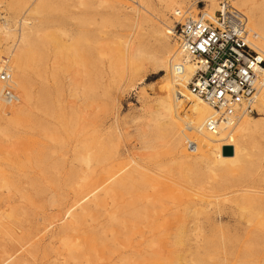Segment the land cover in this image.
Listing matches in <instances>:
<instances>
[{
	"label": "rangeland",
	"instance_id": "374dc122",
	"mask_svg": "<svg viewBox=\"0 0 264 264\" xmlns=\"http://www.w3.org/2000/svg\"><path fill=\"white\" fill-rule=\"evenodd\" d=\"M81 1L84 4H80L76 0H32L30 3H34V6L30 5L32 7L31 11H27L30 3L24 6V4H14L13 0H2L1 10L4 11L7 27L13 38L0 39L1 54L7 55L9 48L17 40L21 30L32 40L33 27L38 17L41 14L51 13L60 16L71 15L70 18L73 19L71 22L79 18L81 22L79 25H82L84 30L94 27L100 28L109 35L110 41L114 43H117V37H120L121 40L135 45L137 52L134 60L140 66L144 64L145 68L139 70L137 74L124 83L126 70H119L117 81L119 85H122V88L119 94L120 97H118L115 116L107 119V131L112 134L113 138L118 128L122 129L124 135L120 137V143L117 141V144L118 149L120 148L121 150H119L122 152L124 147V154L128 152V156H125L128 157L130 169H139L138 164L144 167H154V170L157 169L154 178L159 182L157 186H154L156 190L153 187L147 188L150 189L151 195H149L148 200H145L146 203H151L152 209L149 212V219L150 222L152 220L154 222H152V228H150L151 226H145L146 223L142 217H133L127 212L130 210V206L126 202L133 200L130 199V196L139 194L140 197L144 194V191L138 192L133 189L129 193H119L117 220L111 221L107 220L104 215H98L99 217L96 215L97 218L93 222H86L87 228L89 231L94 232L95 237H102L99 234L101 229H104L108 239H105V243L98 239L96 246L92 248L93 250L77 251L74 261L79 264L81 260L80 264H88L87 258L90 257L91 264L95 262L99 264L103 262V260L100 261V258L105 259L107 262L114 252L116 254L123 249L125 252H120V257L115 258L113 262L114 264H126L132 258L130 257L131 253H128L129 244H141V246L138 245L136 250L135 248L134 250L131 249L133 253H136L139 248L148 250L147 246L151 251L152 248L155 249L157 246L155 242V239H157L158 242L164 245V251H168V254H164L166 258L164 260L152 259L150 262L152 264H169L172 262L173 256L177 254L180 257L177 264H264V110L258 107V97H256V103L254 104L256 111L254 114L247 115L249 118H258V120L255 127L237 140L238 146L242 149L237 163L232 167H218L215 169L214 174L209 175L206 170V151L197 147L196 144L194 149L187 147L188 141H194L189 134L186 122L172 125L169 117H166L162 112L160 103L164 101L163 104L166 105L167 95L159 87H162L167 72L154 68L158 62L144 60L147 55H159L160 49L163 51H177L172 29L175 25L174 19L176 21H180V19H176L173 12L166 7L165 0ZM181 1L184 6L183 10L192 14L194 18L204 6V11L207 13V9L211 4L210 0ZM215 2L217 5L219 4L218 0ZM234 2L235 0H231L232 5L247 17L249 27L257 32L262 39L261 47L263 49H261L264 54V2L255 0L256 4H254L253 0L254 9L249 8V2L241 5L242 8ZM89 43L92 45L91 41ZM30 60H32V57L28 58L27 64H23L24 72H17L19 80L23 84V89L19 94V102L10 105L11 111L17 117H20L19 112H21L26 102L27 93L34 78L32 75L35 67L34 58L32 61ZM31 109L29 116L33 120L35 111ZM116 115L118 119L114 121ZM8 132H10V135L0 136V157L4 159L11 158L10 163L13 167L8 166L2 159L0 165L4 168L3 173L5 174H3V177L13 188L10 186V191L0 189V205L5 203V200L8 201L9 204L6 207L10 205L15 212V221L13 220L15 225L20 227L22 231L30 232L32 239L31 242H29V239L17 241L12 237L4 236L3 231L0 230V264H44L46 261L52 260L53 249L59 246L57 244L49 245L47 240L48 231L53 227L49 221H55L56 224H59L58 222L61 220L59 208L53 206L52 202L54 199L64 198L65 192L63 190H51L48 187L50 182L47 179L44 180L40 173H37L39 171L33 157V151L35 152V143L33 142L35 130L29 126H11ZM25 134L31 136L28 145L29 151L22 154V150L19 149L14 153L13 148L18 143L15 135L23 136ZM225 147L224 151L231 154L232 147L227 146L229 149H225ZM5 149L9 150L8 153L3 151ZM4 153L10 154L11 157L4 155ZM28 154L30 155L28 156ZM27 158L30 159L31 163L27 162ZM31 164L33 165L31 166ZM52 182L56 183L57 179L56 181L52 179ZM7 192L9 193L7 194ZM244 192L257 193L262 198L247 212H240L235 203H238L239 196ZM5 193L6 196H4ZM172 195L175 197H172ZM173 200H178V202H173ZM174 203L176 205L179 203L180 205H177L179 207L175 206ZM192 205H195V209ZM199 205L203 212L193 214L200 207ZM172 211L176 215H173ZM177 215H184L183 217L186 219L184 225L187 230L185 237L178 244L173 239L178 223ZM192 215L195 216L196 220ZM44 218L45 221H43ZM247 218L251 220L246 222ZM100 220L101 224H105L104 226L100 223L96 224ZM162 222H164L163 224L167 223V226L161 229L165 226L163 224L161 226L160 223ZM110 228L112 232L114 231L113 235ZM171 230L175 232H171ZM150 234L156 238H152ZM196 234L201 235L198 241L194 236ZM166 235L169 237H166ZM9 239H11V242ZM19 256L23 257L18 263H15V259ZM122 256L124 261L121 259ZM34 260L40 261L36 263ZM74 261L70 260V264H73ZM98 261L100 262L98 263Z\"/></svg>",
	"mask_w": 264,
	"mask_h": 264
},
{
	"label": "bare ground",
	"instance_id": "6f19581e",
	"mask_svg": "<svg viewBox=\"0 0 264 264\" xmlns=\"http://www.w3.org/2000/svg\"><path fill=\"white\" fill-rule=\"evenodd\" d=\"M76 1L80 4L83 3L81 0ZM210 1L211 4L207 9V13L209 16L213 17L216 7H219V4L217 5L215 2L216 0ZM1 2L2 0H0V39H12L13 35L7 27V19L3 13L4 11L1 10ZM13 2L14 4H24V6H27L32 0H13ZM246 2L250 3V9L255 7V5H253V0H235L234 3L242 8L241 5ZM262 2H264V0H262ZM165 3L166 7L173 12L176 19H181V16L184 14L194 18L192 14L183 10L184 6L181 0H165ZM254 4H256V2ZM30 5L33 7L34 3L28 5L27 11H31L32 7H30ZM70 16H60L52 13L45 15L41 14L33 27L31 35L32 40L21 30L17 40L13 43L11 48H9L7 55L1 54L0 51V62L6 60L8 63L18 94V101L15 103H5L0 100V136L10 135V132L7 133V131L11 126L32 127L35 130V138L33 140L35 143V152L32 151L34 153V162L39 171L37 173H40V176L44 180L47 179V181L50 182L48 187L51 190H63L65 192L64 198H57L52 202L53 206L57 207V209L59 208L61 220L58 222L59 224H56L55 221H49L53 227L50 228V232L48 231L47 240L49 245L57 244L59 246L53 249V254L51 255L52 260L49 259L51 261H46L44 264H70V260L74 261L77 251L80 252L85 249L88 251L94 248L98 239L105 243V239L107 238V234H105L106 231L101 229L99 235H102V237H95L93 234L94 232L89 231L87 228L86 222H93L100 215L106 216L107 220H117L119 208L117 200L119 193H129L130 190L133 189L138 192L144 191V194L140 197L139 194L137 196H130V199L133 200H130L131 203L130 201L126 202L130 206V210L127 212L133 217H142L146 223L145 226H151L150 228H152L154 222L153 220L150 222L149 219V212L152 209L151 203H146L145 200H148L149 195H151L149 192L150 189L147 188H154L159 182L154 178V175L157 174V169L154 170V167H144L138 164L140 170L130 169L131 166L129 165L127 157L128 152L124 154L125 149L124 147L122 148L121 145L119 146L123 149V152L120 151V148V150L118 149L117 141L120 143V137L124 135L122 129L118 128L113 138L112 134H109V131H107V119L115 116L117 101L118 97H120L119 94L122 88V85H119L117 81L119 70H126L123 80L124 83L131 79L133 75L137 74L139 70L145 68L144 64L140 66L134 60L135 53L137 52L136 46L121 40L120 37H117V43H114L110 41L111 39H109L110 37L105 31L97 27L84 30L83 26L79 25V23H81L79 18L71 22L73 19H71ZM78 20L79 22L77 23ZM84 21L86 20L84 19ZM250 31L255 36L256 46L263 53V48L261 47L262 39L252 28H250ZM90 41L92 45H90ZM179 55L178 51H163L160 49L159 55H147L144 60L153 61L154 63L158 62L154 68L167 72L166 78L161 85L162 87H159L160 90L164 91L167 95L166 105L163 104L164 101L160 103L163 110L162 112L166 117H169L172 125H179L183 121L186 122L189 134L196 146L206 151V170L209 175H212L218 167H232L237 163L242 152V149L237 144V140L240 136L255 127L258 118H249L247 116L249 114H245L238 118L235 124L231 126H221L219 130L214 133L206 131L204 128L205 120L217 112L204 100L192 94L187 88V83L192 71V66L189 63L185 65L186 72L184 74L177 76L173 72L172 65L174 62L178 61ZM30 57H32V60L34 58L35 67L32 72L34 78L29 92L27 93L26 102L21 112H19L20 117H17L10 108L11 104H17L19 102V94L23 89V84L21 80H19L17 72L25 71L22 66L23 64H27L26 62ZM260 76L263 82L257 91L258 96L256 94V97H258V107L264 110V68H261ZM256 97L254 104L256 103ZM31 108L35 111L33 120H31L29 116ZM114 119V121H117V115ZM15 137L18 143L13 148V152L16 153L17 150L20 149L23 152L22 154H26L29 151L28 145L31 136L25 134L23 136L15 135ZM225 146L232 147L231 154L230 152L226 153L224 151ZM3 151L8 153L9 150L5 149ZM6 153H4V155L11 157L10 154L8 155ZM29 155L30 154H28V156ZM1 159L3 162L7 163L8 166L13 167L10 163L11 158L7 157L4 159L0 157V160ZM26 160L30 162L29 158ZM32 165L33 164H31V166ZM3 170L4 168L0 165V189L8 191L11 189V185H9L6 178L3 177V174H5ZM52 179H55V181L57 179V182L53 183ZM160 184L162 183L160 182ZM8 193L9 192H7V194ZM183 195L185 196V194ZM4 196H6V193ZM172 197L175 196L172 195ZM189 197L191 198L192 196ZM239 197L238 203L235 204H237V209L240 212H247V210H250V208L255 206L254 204L262 198L257 193L254 194L253 192H244ZM6 201L7 200L0 205V230L3 231L4 236L12 237L17 241L29 239V242H31L32 234L26 232V230L22 231L20 227L15 225V212L10 205L6 207V205L9 204L8 201L7 203ZM173 202H178V200H173ZM174 205L177 206L180 204L177 203L176 205V203H174ZM152 206L153 208L155 207L154 204ZM192 206L194 207L195 205ZM199 206L196 207L198 208ZM139 207L142 208L139 209ZM193 209H195V207ZM202 210L200 206L193 214L202 213ZM174 214L176 215V213H173V215ZM16 216H18V214H16ZM183 216H176L178 222L176 232L171 230V232H175V234L173 233V239L176 244H178L187 233L186 226L184 225L186 219ZM185 217H187V215H185ZM167 220L166 218V221ZM250 220L247 218L246 222ZM43 221H45V218ZM98 223L101 224V220L96 222V224ZM163 223L164 222L160 223L161 226ZM166 224H163L165 226L161 227V229L165 228L167 226ZM101 225L104 226L105 224ZM194 229L196 230V227ZM113 232L111 233L112 235ZM196 235L194 236L196 237V241H198L201 235ZM151 237L156 238L152 235ZM166 237L169 236L166 235ZM113 240L112 238V241ZM9 241L11 242V239H9ZM155 242L157 243L155 249L152 248L150 251L149 246H147L148 250L139 248L136 253H133L131 249L134 250L135 248L136 250L138 245L141 246V244H129L128 253H131L130 257L132 258L130 259L131 261H128L126 264H152L150 262L154 258L158 260L166 259L164 254H168V251H164V245L158 242L157 239H155ZM40 247L42 246L40 245ZM120 252L124 253L125 251L122 249L116 254L115 252L114 254L112 253V257H110L107 262L105 259L100 258V261L103 260V262L98 261V263L114 264L113 260L115 261V258L120 257ZM22 257L23 256L17 257L15 263H18ZM179 258L178 254L173 256L172 262L169 264H177ZM121 259L124 261V257ZM38 261H36V263ZM80 262L81 260L79 264ZM87 263H92L90 257L87 258ZM96 263L97 262L94 264ZM73 264L78 263L74 261Z\"/></svg>",
	"mask_w": 264,
	"mask_h": 264
},
{
	"label": "built area",
	"instance_id": "2783aa9c",
	"mask_svg": "<svg viewBox=\"0 0 264 264\" xmlns=\"http://www.w3.org/2000/svg\"><path fill=\"white\" fill-rule=\"evenodd\" d=\"M213 17L201 8L195 18L181 16L173 27L174 41L179 52L172 65L180 76L190 64L192 71L187 88L204 100L216 114L204 122L206 131L214 133L221 126H231L242 115L254 114L255 97L262 84L261 68L264 54L255 44L247 17L231 0H218ZM0 100L18 101L13 76L6 60L0 62ZM189 149L195 143L187 142Z\"/></svg>",
	"mask_w": 264,
	"mask_h": 264
},
{
	"label": "water",
	"instance_id": "95a60500",
	"mask_svg": "<svg viewBox=\"0 0 264 264\" xmlns=\"http://www.w3.org/2000/svg\"><path fill=\"white\" fill-rule=\"evenodd\" d=\"M225 149H229V148L226 146Z\"/></svg>",
	"mask_w": 264,
	"mask_h": 264
}]
</instances>
